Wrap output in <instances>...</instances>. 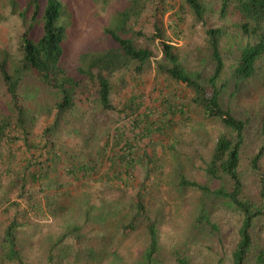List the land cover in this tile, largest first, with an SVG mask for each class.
<instances>
[{"label":"rangeland","instance_id":"374dc122","mask_svg":"<svg viewBox=\"0 0 264 264\" xmlns=\"http://www.w3.org/2000/svg\"><path fill=\"white\" fill-rule=\"evenodd\" d=\"M59 1L65 9V65L69 70L86 67L87 61L96 56L117 54L105 30L117 26L118 14L130 11L135 1L139 11L126 23L125 30L134 45L148 49L152 57L141 73L134 64L115 65L111 69L108 76L112 111L102 109L93 81H87L86 88L79 91L76 105L58 134L61 143L53 150L56 157L49 154L51 160L45 164L42 184L32 186L33 199L18 216L17 238L24 264H143L145 238L122 230L133 216L135 196L141 190L147 206L161 221L163 257L158 264H176L172 255L176 249H182L191 264H232V253L239 241L240 215L231 210L213 211L211 221L219 229L216 235L209 226L196 224L197 192L177 186L179 173L192 181H204L203 170L217 137L230 131L219 120L205 118L191 102L192 91L173 85L157 73L156 67L164 57L161 40L154 39V26L159 25L164 42L174 47L179 64L204 80L214 69L206 32L226 30L227 36L221 42L225 69L220 84L226 86L222 101L237 119L250 120L240 176L252 199L259 202L264 159L256 172L249 168V162L260 145L258 126L264 118V58L259 61V75L255 79L242 83L235 80L240 50L251 40L240 34V20L233 14L222 17V0H201L207 10L202 22L195 19L185 0ZM45 4L46 0L38 1L40 15ZM35 10L32 0H0V66L4 65L15 79L21 78L18 102L33 145L27 150V159L44 150L43 131L54 120L57 101L56 94L44 87L33 71L23 69V35L29 33L34 42L42 35L41 26L32 21ZM175 92L184 115L170 117L168 105L173 104L171 96ZM11 107L0 72V115ZM117 133L122 136L120 141L114 138ZM124 144L135 154L134 168L118 151ZM23 153L24 149L11 164H17ZM8 164V150L4 147L0 156V191L8 190V183L18 178L16 171L11 175L6 172ZM83 165L88 168L86 178L71 176L73 166ZM131 167L134 177L120 185L115 169ZM88 211L91 220L96 217L83 228L86 245L105 252V257L93 263L78 255L74 236L57 244L68 224L73 226V221H79L82 225ZM8 224L6 216L0 213V264H10L4 236ZM253 235L254 252H258L264 247V217L256 221Z\"/></svg>","mask_w":264,"mask_h":264},{"label":"trees","instance_id":"16d2710c","mask_svg":"<svg viewBox=\"0 0 264 264\" xmlns=\"http://www.w3.org/2000/svg\"><path fill=\"white\" fill-rule=\"evenodd\" d=\"M36 10L32 16L34 24L41 26L42 35L38 42H34L29 33L22 37L23 69L33 71L42 85L56 94L55 117L52 124L43 131L46 139L44 150L39 156L32 155L27 159V150H31V132L23 120V109L18 102V91L21 78L15 79L9 75L5 66H0V72L5 82L7 92L12 101L9 112L0 115V156L4 147L8 150V162L5 170L9 175L16 171L18 178L8 183V190L0 191V213L6 216L9 224L4 231L8 245V259L10 264H24L17 238L19 227L18 216L25 211L26 204L33 199L32 186H41L45 177V164L51 160L49 154H53L61 143L59 135L62 132V124L67 115L75 107L77 95L80 90L86 88L87 81H93L97 86V97L104 111L114 110L111 100V85L109 74L115 65L134 64L138 73L150 65L151 53L146 48H138L134 45L128 32L126 23L136 16L139 11L138 1L130 7V11L119 13V23L114 28L105 30L108 38L114 42L117 54L99 55L87 61L86 67L79 66L75 70H69L65 65L67 40V26L64 23L65 9L59 0H46L42 14H39L38 1L32 0ZM164 1V0H159ZM187 7L193 13L198 22H202L207 14L205 5L201 0H185ZM236 16L240 23L237 28L240 34L250 43L240 50V56L233 77L237 82H245L255 79L259 75V61L264 58V0H222L221 15ZM156 34L154 39L161 40L163 61L158 64L156 71L167 81L175 86H184L192 91L191 102L202 110L206 119L219 120L230 132L217 137L209 159L204 168V181L197 182L187 179L179 173L177 186L182 189L194 190L198 194V226H209L212 233L219 234V229L211 221V214L217 209L235 211L240 215L241 226L239 229V241L232 253V264H264V247L254 252L255 237L253 228L257 220L264 217V182L260 181L258 195L260 201H254L249 187L241 179L240 168L242 155L247 146V136L250 120L237 119L223 103L222 94L225 85L220 84V78L225 69V61L221 51V42L227 36L223 28L207 30V46L214 65L212 75L204 80L201 76L191 74L184 66L179 64V58L174 47L165 43L163 31L159 25L154 26ZM173 104L168 105L170 117L184 115V109L179 106V94L173 93ZM176 102V103H175ZM163 120V119H162ZM163 122V121H162ZM159 130H161L159 128ZM260 145L257 151L250 157L249 168L259 171L260 163L264 159V118L258 126ZM116 141L122 136L115 134ZM128 144L118 148L122 153V159L132 166L136 164L133 150H128ZM24 149L17 164H11L13 159ZM49 150V151H48ZM46 151L47 154H46ZM56 152L54 156L56 157ZM44 160H42V159ZM45 162V163H44ZM11 164V165H10ZM131 168L125 170L115 169V178L120 185H126V179L134 177ZM71 176L86 178L87 166L72 167ZM94 174V173H93ZM0 173V184L2 182ZM9 178V177H7ZM41 190V189H40ZM133 216L122 227L124 233H134L143 236L146 240V248L142 252L143 264H158L162 261L163 252L159 237L160 218L157 217L144 201L142 190L135 196ZM12 209L15 214L12 216ZM93 216L92 220L94 219ZM82 225L79 221H73V226L68 224L66 231L57 241L62 242L68 236H74L78 255L83 256L89 262H97L105 257V252L86 245L83 228L90 222V211L85 212ZM78 246V247H77ZM77 253V252H75ZM255 253V254H254ZM176 264H191L190 258L182 249H176L172 253ZM253 258V260H251Z\"/></svg>","mask_w":264,"mask_h":264},{"label":"built area","instance_id":"2783aa9c","mask_svg":"<svg viewBox=\"0 0 264 264\" xmlns=\"http://www.w3.org/2000/svg\"><path fill=\"white\" fill-rule=\"evenodd\" d=\"M86 180H88V179H86ZM89 182L92 183V180H89Z\"/></svg>","mask_w":264,"mask_h":264}]
</instances>
